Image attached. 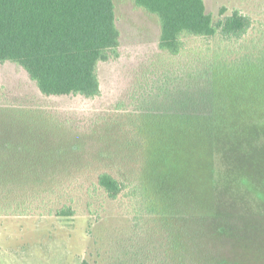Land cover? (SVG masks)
I'll return each instance as SVG.
<instances>
[{
  "label": "rangeland",
  "instance_id": "rangeland-1",
  "mask_svg": "<svg viewBox=\"0 0 264 264\" xmlns=\"http://www.w3.org/2000/svg\"><path fill=\"white\" fill-rule=\"evenodd\" d=\"M204 3L214 21L224 7L225 15L236 9L256 27L264 23V0ZM113 4L118 57L99 64L98 97H45L21 68L0 66V137L13 145L15 132L29 128L40 140L37 153L65 151L41 178L42 198L48 204L46 192L63 184L72 189L77 209L70 218L0 216V264L128 259V248L144 241L128 214V200L111 201L94 189L103 172L151 186V196L165 203L175 234L195 247L192 258L203 264H264V96L222 89L219 95L230 101L223 111L228 125L205 134L194 122L192 76L183 77L181 70L191 54L168 58L158 51L154 16L132 0ZM200 45L207 44L190 38L187 47ZM210 110L200 112L209 116ZM146 221L140 226L154 231ZM159 236L148 238L158 244Z\"/></svg>",
  "mask_w": 264,
  "mask_h": 264
},
{
  "label": "trees",
  "instance_id": "trees-1",
  "mask_svg": "<svg viewBox=\"0 0 264 264\" xmlns=\"http://www.w3.org/2000/svg\"><path fill=\"white\" fill-rule=\"evenodd\" d=\"M132 1L157 19L158 51L168 58L191 54L181 70L183 77L187 72L192 76L199 130L212 134L228 125L223 111L230 101L219 95L222 89L246 95L257 90L264 96V23L256 27L236 9L225 15L224 7L214 21L204 0ZM119 38L113 0H0V66L11 63L21 68L45 97H98V66L118 57ZM190 38L207 45L189 48ZM209 40L215 44L209 45ZM208 107L211 115L200 112ZM190 119L179 118L182 123L193 122ZM14 135L13 145L0 137V216H75L69 186L48 189L44 196L48 204L40 187L41 178L67 153L58 149L37 153L40 140L29 128L20 127ZM93 187L108 200H128V214L144 241L140 245L135 241V247L128 248L129 258L116 264H203L192 258L195 247L187 236L175 234L166 218L167 207L162 198L151 196V186L126 183L103 172ZM23 192L32 195L24 197ZM142 218L155 230L140 226ZM149 235H160V242L154 243Z\"/></svg>",
  "mask_w": 264,
  "mask_h": 264
}]
</instances>
